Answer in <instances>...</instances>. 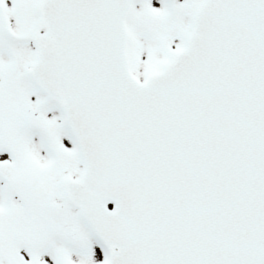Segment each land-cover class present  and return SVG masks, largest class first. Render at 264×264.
<instances>
[{"label": "snow or ice", "instance_id": "6c2138e0", "mask_svg": "<svg viewBox=\"0 0 264 264\" xmlns=\"http://www.w3.org/2000/svg\"><path fill=\"white\" fill-rule=\"evenodd\" d=\"M0 264H264V0H0Z\"/></svg>", "mask_w": 264, "mask_h": 264}]
</instances>
